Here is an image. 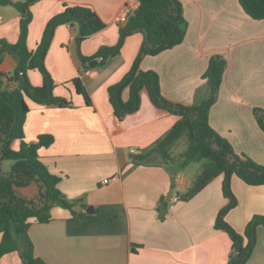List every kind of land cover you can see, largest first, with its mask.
Masks as SVG:
<instances>
[{
    "label": "crops",
    "instance_id": "0c3cea01",
    "mask_svg": "<svg viewBox=\"0 0 264 264\" xmlns=\"http://www.w3.org/2000/svg\"><path fill=\"white\" fill-rule=\"evenodd\" d=\"M188 22L182 43L157 55L145 56L140 69L159 74L162 94L169 100L192 105L208 94L203 79L210 57L225 56L229 62L219 97L209 113L211 127L227 139L238 154L264 165V132L255 108L264 109V20L252 19L239 0H181ZM137 0H40L31 6L27 45L41 41L48 23L66 4L92 7L105 27L78 43V25L60 24L54 31L45 65L56 84V96L71 100L61 108L26 98L29 112L24 125L27 142L42 134L54 142L41 146L39 154L50 172L61 177L58 187L69 200L81 199L73 215L61 205L51 209V221L31 220L28 229L34 254L47 264H226L232 251L230 236L214 227L219 211L229 199L222 191L223 175L214 178L190 200L172 207L162 199L175 190L184 192L189 179L175 165L159 160L136 164L179 120V116L157 107L146 89L141 106L118 122L108 89L129 72L144 40L141 32L125 39L121 52L111 62L91 61L102 46L119 41L122 23L117 18ZM20 13L13 6H0V38L15 43L19 36ZM85 57V58H83ZM96 61L91 66L92 61ZM17 58L5 52L0 72L11 74ZM39 70L28 72L32 85L40 86ZM88 72V73H87ZM80 76L91 105L77 93L73 79ZM5 78V76H4ZM122 98H130L125 88ZM19 140L12 146L19 149ZM131 149L142 151L141 155ZM9 171L12 162H3ZM110 179L108 183H103ZM175 185V186H174ZM174 186V189H173ZM231 187L237 205L226 221L239 233L254 215H264V185L252 186L233 175ZM33 196L35 185L22 188ZM89 206L92 212H87ZM262 241L245 264H264ZM2 234L0 233V243ZM136 248V251L132 249ZM0 264H23L17 251L0 258Z\"/></svg>",
    "mask_w": 264,
    "mask_h": 264
},
{
    "label": "trees",
    "instance_id": "16d2710c",
    "mask_svg": "<svg viewBox=\"0 0 264 264\" xmlns=\"http://www.w3.org/2000/svg\"><path fill=\"white\" fill-rule=\"evenodd\" d=\"M40 0H0V6H13L20 13L19 36L15 43L0 38V63L5 52L18 60V66L11 74L0 72V258L17 251L23 264H47L34 254V244L28 229L31 220L39 223L51 221V209L61 205L71 210L73 215L81 213L75 210L81 199L69 200L59 189L60 176L53 174L41 160L39 148L48 147L54 137L42 134L36 142H27L24 125L30 110L26 98L45 105L61 108L71 107V100L56 96V84L45 65V58L57 25H78L80 35L78 43L105 27L99 14L90 6L66 4L47 25L41 41L30 50L27 45L29 24L32 20L31 6ZM138 6L129 15L119 29V41L114 46H102L92 58L100 59L98 65H106L121 52L125 39L137 32L144 36L139 54L131 69L117 83L108 89L109 99L118 122L128 114L136 112L141 106V91L146 89L151 101L160 109L179 116L176 124L167 131L144 156L135 158L136 164L148 163L161 156L175 164L171 158L172 147L184 136L188 146L182 153L179 165L182 170L192 162H201V171L193 183L179 194L180 200H190L214 178L223 175L222 191L228 204L223 207L215 220L214 227L227 232L232 240V251L226 264H245L256 245V226L264 223V215H254L247 224L244 233L237 232L225 219L227 213L237 205V198L231 187L233 175L252 186L264 185V165L251 157L238 154L231 143L215 131L209 122V113L219 97L223 75L228 68L227 58L221 54L210 57L208 67L203 74L208 94L206 98L187 105L167 99L161 91L159 74L154 70L140 69L142 59L147 55H157L183 42L188 22L185 18L181 0H137ZM243 10L254 20H264V0H239ZM39 70L43 75L40 86L31 84L28 72ZM5 76V78H4ZM73 85L85 102L91 105V98L80 76L73 79ZM130 89V98L124 101L122 92ZM255 118L264 132V109H254ZM20 141L19 149L12 143ZM5 161H12L9 171L2 168ZM35 185L33 196H27L20 190ZM175 186V185H174ZM173 186V189H174ZM162 202L168 206L163 197ZM136 251V248L132 249Z\"/></svg>",
    "mask_w": 264,
    "mask_h": 264
},
{
    "label": "rangeland",
    "instance_id": "374dc122",
    "mask_svg": "<svg viewBox=\"0 0 264 264\" xmlns=\"http://www.w3.org/2000/svg\"><path fill=\"white\" fill-rule=\"evenodd\" d=\"M40 73V72H39ZM18 141V140H15ZM13 141V143L15 142ZM20 142V141H19ZM12 143V144H13ZM20 144V143H19ZM188 146V142L186 137L184 136L183 138H181L171 149L170 152V156L171 158H173L175 160V164L179 165V161L182 158V153L186 150ZM13 147V146H12ZM14 148V147H13ZM248 156V155H247ZM249 157V156H248ZM156 159L161 161V162H168L171 163V161H166L164 160L161 156H156ZM7 162H12V161H5ZM4 162V163H5ZM257 162V161H256ZM173 164V165H175ZM261 164V163H260ZM201 166L202 163L201 162H192L190 164H188L186 167H184L183 173L185 174V176L189 179L190 183L192 184L193 181L196 179L197 175L200 173L201 171ZM3 170H4V166H2ZM28 192V190H22V193L24 194V192ZM253 219V217L251 218V220ZM261 226L263 228L264 231V223L263 222H258L257 226H256V243H258L259 241H262V238L259 235V231H258V227Z\"/></svg>",
    "mask_w": 264,
    "mask_h": 264
},
{
    "label": "built area",
    "instance_id": "2783aa9c",
    "mask_svg": "<svg viewBox=\"0 0 264 264\" xmlns=\"http://www.w3.org/2000/svg\"><path fill=\"white\" fill-rule=\"evenodd\" d=\"M136 8H134L132 5H130V3H127L125 5V8L123 10V12L121 14H119L117 20L120 23H124L127 21L128 17L130 14H132L134 12ZM88 73V72H87ZM131 153L135 154V155H141L142 151L140 150H136V149H131ZM110 179H105L103 181V183H108ZM167 202H168V206L172 207L176 202H178L180 200L179 194L178 192L175 190L173 193H169L165 196Z\"/></svg>",
    "mask_w": 264,
    "mask_h": 264
},
{
    "label": "water",
    "instance_id": "95a60500",
    "mask_svg": "<svg viewBox=\"0 0 264 264\" xmlns=\"http://www.w3.org/2000/svg\"><path fill=\"white\" fill-rule=\"evenodd\" d=\"M95 64H96V61L95 60L90 63L91 66H94ZM92 211H93V207L92 206H89L87 208V212H92Z\"/></svg>",
    "mask_w": 264,
    "mask_h": 264
}]
</instances>
